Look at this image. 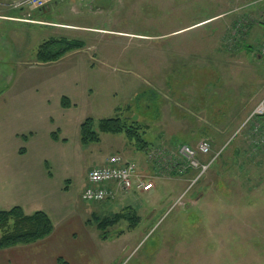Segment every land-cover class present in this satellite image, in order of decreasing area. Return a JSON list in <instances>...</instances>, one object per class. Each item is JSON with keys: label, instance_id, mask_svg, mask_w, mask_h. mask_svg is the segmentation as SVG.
<instances>
[{"label": "rangeland", "instance_id": "374dc122", "mask_svg": "<svg viewBox=\"0 0 264 264\" xmlns=\"http://www.w3.org/2000/svg\"><path fill=\"white\" fill-rule=\"evenodd\" d=\"M12 2L0 0V166L16 168L11 183L23 193L4 186L0 211L17 199L28 213H46L57 232L72 224V239L96 248L103 264H264V117L251 118L264 100V59L253 43L236 49L244 32L227 13L240 2L60 0L41 15L21 10L36 25L11 23ZM52 38L85 47L37 63L38 47ZM115 118L140 126L147 149L112 134L82 145L86 119L97 132L100 120ZM202 140L211 156L196 160L216 159L194 184L198 172L188 169L155 178L147 155H176ZM112 155L154 189L83 202L87 172ZM127 209L139 219L135 228L123 219L103 239L97 223Z\"/></svg>", "mask_w": 264, "mask_h": 264}, {"label": "trees", "instance_id": "16d2710c", "mask_svg": "<svg viewBox=\"0 0 264 264\" xmlns=\"http://www.w3.org/2000/svg\"><path fill=\"white\" fill-rule=\"evenodd\" d=\"M43 11L44 10H39L37 13L41 15ZM84 47L85 43L82 40L52 38L44 41L38 47L36 60L37 63L41 64L56 62L67 54L80 51ZM61 105L64 108L69 107L68 99L63 97L61 99ZM135 126L126 125L119 118L106 119L98 122L96 132L94 131V121L92 119H86L80 126V142L85 146L93 143H99V134L124 135L129 141L137 142V145L142 150H146L147 144L143 141L139 133V129H141V127L138 125ZM55 135L56 133H53L52 138L57 140V136L55 137ZM23 138L26 139V137ZM168 155L172 159L176 161L178 160L179 164L183 163L177 154L168 153ZM146 158L148 163L151 165L149 155H147ZM151 168L156 177L162 176L165 172H167L168 175L172 173L161 166L158 168L160 170H155L154 164L151 165ZM123 211L126 213H115L111 218H106L97 223V230L101 233V237L103 239H105V230L108 227L118 224L123 219L129 220L130 229L135 228L136 224L139 222L138 217L134 213H131L128 209ZM53 230L54 227L51 219L42 211H37L33 214L27 215L23 212L21 207L18 206L8 210H2L0 211V250H5L17 245H30L42 241L48 238L53 233ZM56 263L69 264L62 258H58Z\"/></svg>", "mask_w": 264, "mask_h": 264}, {"label": "crops", "instance_id": "0c3cea01", "mask_svg": "<svg viewBox=\"0 0 264 264\" xmlns=\"http://www.w3.org/2000/svg\"><path fill=\"white\" fill-rule=\"evenodd\" d=\"M251 3L246 2L245 0H238L240 4L238 7H235V11L231 10L228 16L234 17V21L231 25L235 24L238 30H242L244 35L238 39L236 49H242L243 46L247 45L250 46V43L256 46L257 56L259 57V47L261 45L262 39L264 37V25L262 23L264 19V0H249ZM56 2H54L55 4ZM262 3V4H259ZM237 8V9H236ZM12 9V8H11ZM10 14L8 15L7 19H10L11 23L24 24V25H36L30 22H26L24 17H21L22 11L15 12L10 10ZM221 17L220 15L216 18ZM225 18V17H224ZM214 20V19H211ZM9 21V20H8ZM45 22V21H42ZM207 21L204 19L194 26H190L188 28H193L198 25H202ZM45 25H47L45 23ZM44 25V26H45ZM47 27V26H46ZM235 27V26H234ZM73 29H78L75 26L69 27ZM236 28V29H237ZM253 30V31H252ZM16 45H14L15 53L21 52L20 42L22 41H15ZM239 43V45H238ZM240 52V50H239ZM41 65V64H39ZM45 65V64H42ZM52 132L50 134L51 140L58 144V135L56 133L55 137L57 136V140L52 138ZM28 138L26 137V142ZM27 149L19 156L22 157L27 154ZM19 174L16 171V168L12 170L5 168L4 166H0V198L3 196L2 192L4 191V186L10 187L13 189L14 192L23 193L22 189L14 183V181L10 176H15ZM85 186H86V176H85ZM84 186V188H85ZM8 194V197H12L13 193ZM17 197V196H14ZM19 198V197H18ZM21 207L23 212L27 215L31 214L28 213L24 208L25 205H22L16 199L13 201L8 207V209L13 207ZM65 225L62 227L61 230L57 232V230H53V233L46 239L36 242L30 245H17L15 247H11L5 250H0V264H57L56 261L58 258L64 259L69 264H103L102 260L100 259L98 250L96 248H92L90 246H83V244L74 241L72 233L74 226L72 224ZM54 227V226H53ZM70 244V245H69ZM97 258V261H93V259Z\"/></svg>", "mask_w": 264, "mask_h": 264}, {"label": "built area", "instance_id": "2783aa9c", "mask_svg": "<svg viewBox=\"0 0 264 264\" xmlns=\"http://www.w3.org/2000/svg\"><path fill=\"white\" fill-rule=\"evenodd\" d=\"M53 1L56 0H14L12 8L42 9ZM262 23L264 25V19ZM259 55L264 59V37L259 47ZM252 117H264V100L254 110ZM210 154V143L207 140H202L195 149L187 146L178 149V156L182 159V164H179L178 160L172 159L163 149L152 152L149 154V158L151 159V165L154 164L155 170H160L158 168L161 166L178 175L184 174L187 169L197 170L199 173L196 180L193 181L194 184L206 173L215 159L213 158L207 164H200L196 160V156H209ZM133 188L139 192H149L154 186L146 178V174L138 171L133 163L126 161L119 155H112L103 165L93 167L88 172L87 186L81 198L85 203H100L108 199H114L115 191L129 192ZM184 195L180 196L177 202H180Z\"/></svg>", "mask_w": 264, "mask_h": 264}]
</instances>
